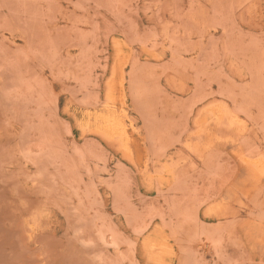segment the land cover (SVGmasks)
I'll use <instances>...</instances> for the list:
<instances>
[{"label": "rangeland", "instance_id": "rangeland-1", "mask_svg": "<svg viewBox=\"0 0 264 264\" xmlns=\"http://www.w3.org/2000/svg\"><path fill=\"white\" fill-rule=\"evenodd\" d=\"M0 264H264V0H0Z\"/></svg>", "mask_w": 264, "mask_h": 264}, {"label": "bare ground", "instance_id": "bare-ground-1", "mask_svg": "<svg viewBox=\"0 0 264 264\" xmlns=\"http://www.w3.org/2000/svg\"><path fill=\"white\" fill-rule=\"evenodd\" d=\"M114 92V91H113ZM110 94V93H109ZM116 94V93H115ZM113 96V94H112ZM112 96L110 95V97L112 98ZM109 98V97H108ZM116 98L113 96L112 99H110V104L113 105V106H104V111L105 112H102V114H96V115H93L94 117H92L91 119V125L92 127L94 128H97L96 130L100 129V132L98 133H103V131H105V134L104 136H106V133L110 134V135H113V136H116L120 142V144L122 143L120 141V139H122L125 143H129L131 142L129 139H131L130 137V133L128 132V127H129V123H128V120L126 119V115L124 113V108L122 105V109L121 106L119 105V103H116ZM123 102V101H122ZM118 105V110H116L114 113L110 112L111 109H113L116 105ZM98 110V109H97ZM97 110H96V113H97ZM100 112V111H99ZM93 114V113H92ZM94 114H95V111H94ZM128 117V116H127ZM130 120V119H129ZM131 121V120H130ZM132 123V122H130ZM91 127V128H92ZM93 128V129H94ZM95 131V130H94ZM99 131V130H98ZM102 131V132H101ZM109 136V135H108ZM113 136H109L110 138L113 137ZM108 137V138H109ZM112 140V139H111ZM113 140H114V137H113ZM117 140V139H115ZM129 140V142H127ZM119 144V143H118ZM119 144V145H120ZM124 143H122L121 146H123ZM130 144V143H129ZM124 146H127L126 144ZM123 146V148H124ZM130 147V146H129ZM126 148V147H125ZM124 148V149H125ZM129 149V148H128ZM126 150L128 151L129 153V150ZM131 152V151H130ZM164 248V247H163Z\"/></svg>", "mask_w": 264, "mask_h": 264}]
</instances>
